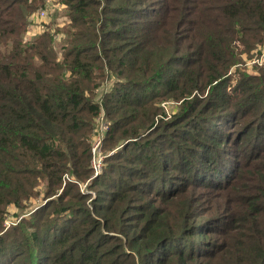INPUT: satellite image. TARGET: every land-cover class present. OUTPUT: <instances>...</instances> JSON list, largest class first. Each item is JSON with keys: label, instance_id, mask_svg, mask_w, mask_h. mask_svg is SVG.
Here are the masks:
<instances>
[{"label": "trees", "instance_id": "trees-1", "mask_svg": "<svg viewBox=\"0 0 264 264\" xmlns=\"http://www.w3.org/2000/svg\"><path fill=\"white\" fill-rule=\"evenodd\" d=\"M46 1L0 0V264H264V64L237 72L264 0H59L28 38ZM101 109L120 148L89 204Z\"/></svg>", "mask_w": 264, "mask_h": 264}, {"label": "rangeland", "instance_id": "rangeland-1", "mask_svg": "<svg viewBox=\"0 0 264 264\" xmlns=\"http://www.w3.org/2000/svg\"><path fill=\"white\" fill-rule=\"evenodd\" d=\"M41 8L45 9L46 14L44 17H41L39 19L37 18V20L33 23V26L31 25L30 30H29L30 32L28 31L30 33L28 38H32L36 33H38L37 31L43 29L45 27V23H48L49 25H52V26H55L57 24L63 25L66 23V20H67L66 10L64 9V6L62 5V3L59 0H47L45 4L38 5L36 7L34 14L37 13V11ZM27 35H28V33H27ZM256 59L258 60V62H256V64H259V65L264 64V46L263 45H257L253 49L252 56L246 57V61H247L246 63H240L239 64L240 65L239 68H241V69H237V72H239L242 69L252 71L251 68H252V65H254ZM234 80H236V79H234ZM114 81H116V77H113V78L106 77L101 82L100 94L103 95V93L105 91H110L115 84ZM179 103H180V101H177L173 97H168L162 101H159L158 105L163 107V109H164L163 115H160V116H162L165 119L172 117V115L178 110ZM104 118H105V120L108 119L107 114H105ZM107 121L110 124V120L108 119ZM105 138H106V136H105ZM104 142H105V140L103 141V150L106 153H108L107 156L110 155L111 153H113L116 149L120 148V146H119V147H116L115 149H112L109 151L105 150L104 149ZM107 156L104 158V161L102 164V170L98 175H96L94 178L90 176L88 179L79 181L78 185H79L80 190L82 192L86 193L87 195H89V199L87 200L89 204L91 203L92 199L95 198V196L97 195L96 186L91 187V184L93 183L94 179L96 177H98L104 171V169H105L104 166L106 165L105 159L107 158ZM91 175H92V172H91ZM75 180H77V179H75ZM203 191H205V190H203ZM41 192L42 193H40L37 198H32L33 202H31L32 203L31 205L28 204L27 205L28 207L19 208L18 206L14 205V204L9 205L8 213L6 214L5 223H4L5 229L10 227L14 223H17L21 217L28 216L32 210L37 208L38 205L45 203L50 198V197H48V199L44 198L43 191H41ZM219 199L220 198H215L213 200V203H215ZM198 203L202 204L203 201L201 200ZM204 203H205V207L208 206L209 200H205ZM27 210H29V211H27ZM220 211L212 210L211 212H209V215H216L214 217H219L222 214L217 215V213H219V212L222 213L223 210H220ZM16 214H18V216H16ZM205 216L206 215H202L199 218L203 219V217H205ZM173 225H175V222L173 223ZM227 231H229V229ZM211 236L215 238V237H217V234L213 233V234H211Z\"/></svg>", "mask_w": 264, "mask_h": 264}, {"label": "built area", "instance_id": "built-area-1", "mask_svg": "<svg viewBox=\"0 0 264 264\" xmlns=\"http://www.w3.org/2000/svg\"><path fill=\"white\" fill-rule=\"evenodd\" d=\"M45 14H46L45 9L41 8L37 11V13L34 14V18L35 20H37V18L39 19L41 17H44ZM29 35L30 33L28 32L27 36ZM257 59L255 62H258ZM100 90H101V86L98 89L99 94L97 96V99L101 102L102 94H100ZM105 114H106V111L104 109H101L99 115L96 117V122H95L96 125L93 129V134L90 139V149H91L90 166L92 169L91 177L93 178L101 172L104 158L108 154L103 150V141L105 140L106 133L108 132L109 126H110L108 121L105 120L104 118ZM66 178L71 179L67 174H66Z\"/></svg>", "mask_w": 264, "mask_h": 264}]
</instances>
